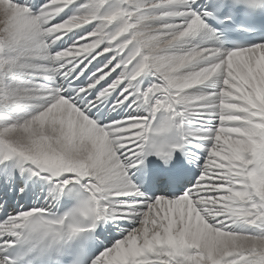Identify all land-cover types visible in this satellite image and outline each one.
<instances>
[{"label": "snow or ice", "instance_id": "snow-or-ice-1", "mask_svg": "<svg viewBox=\"0 0 264 264\" xmlns=\"http://www.w3.org/2000/svg\"><path fill=\"white\" fill-rule=\"evenodd\" d=\"M0 264H264V0H0Z\"/></svg>", "mask_w": 264, "mask_h": 264}]
</instances>
